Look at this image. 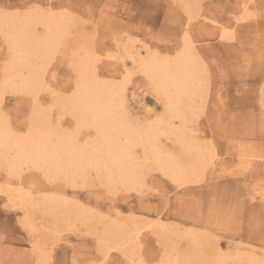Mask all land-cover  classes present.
Segmentation results:
<instances>
[{"label":"rangeland","instance_id":"1","mask_svg":"<svg viewBox=\"0 0 264 264\" xmlns=\"http://www.w3.org/2000/svg\"><path fill=\"white\" fill-rule=\"evenodd\" d=\"M177 1L0 0L1 24L13 15L52 14L69 18L73 35H88L98 81L114 90L124 88L123 101L121 96L118 101L137 129L154 125L167 100L134 62L152 54L172 59L190 39L205 92L194 101L187 135L216 149L214 164L199 182L178 186L152 160L144 162L143 149L136 148L144 179L137 190L107 189L106 179L93 171L74 187L63 176L50 179L30 166L20 177H9L1 162L0 264H130L124 251H113L103 260L104 239L122 231H140L142 250L134 251L142 254L144 264H163L167 253L192 252V234L207 244L196 264H220L211 257L216 246L230 257L237 250L246 257L255 252L258 261L244 264H264V200L259 199L264 191V0H192L197 5L193 12L184 0ZM41 26L37 33L43 36ZM221 27L229 31V40L222 38ZM9 52L0 32V83L8 72ZM40 62L35 68L43 86L34 95L0 86V118L17 137L27 136L32 127L42 129L36 123L41 116L55 137L74 133V117L63 105L75 93L76 67L62 56L48 65ZM20 75H28L24 65ZM175 125L179 128L178 120ZM92 137V130L83 129L78 142ZM173 137L163 138L162 146L180 152ZM239 145L256 152L252 166L240 162ZM47 198L64 200L65 206L46 204ZM225 262L237 264L232 258Z\"/></svg>","mask_w":264,"mask_h":264},{"label":"bare ground","instance_id":"2","mask_svg":"<svg viewBox=\"0 0 264 264\" xmlns=\"http://www.w3.org/2000/svg\"><path fill=\"white\" fill-rule=\"evenodd\" d=\"M184 1L186 2L185 5H188V12H193V7L197 5L193 4L192 0ZM33 14L13 15L3 19V24L0 23L1 26L3 25L2 28L4 27L3 31L10 48L8 72L0 86L3 89L36 93L43 86V81L35 68L38 65L37 62L41 61L48 65L57 56L70 59L76 67L77 82L75 93L70 100L64 102L63 109L73 115L76 133L55 137L53 133L50 134L46 130V119L41 116L42 119L40 117L39 121H35L41 123L42 129L37 130L32 127L27 136L17 137L3 124L0 118V163H6L8 176L20 177L24 167L30 166L33 169L41 170L50 179L63 176L67 180V182L65 181L66 184L70 183L74 187L79 181L85 182L88 174L93 171L106 179V187L115 190L118 187L137 190L144 185V179L141 178L142 176L138 171L137 160L139 159L135 152L136 148L141 147L144 162L152 160L151 163L156 166L155 169L157 168L159 172L168 177L170 181L177 183L178 186L192 183L195 185L199 182L201 176L206 174L204 173L206 168L210 164H214L216 149L207 147V144L205 146L197 141L194 142L193 138L187 135L188 124L191 123V116L195 109L194 101L196 97L203 96L201 92L205 90L203 70L199 67L195 50L197 48H194L190 39L186 37L183 49L172 59L168 56L160 57L157 54H152L147 59L138 57V60L131 56L133 60L136 59L134 63L138 62L136 68H139L157 85L164 94L162 97L165 96L167 100L164 115L154 125L137 129L131 126L124 104L119 103L120 100L118 101L120 96L122 100L124 88L118 87L119 89L114 90L98 81L92 65L94 60L91 55L88 35L82 31L73 35L72 28L74 25L70 23L69 18L52 14L47 16ZM38 25L44 27L45 35H38ZM219 30H222L223 39H230L227 28L221 27ZM3 31L0 30L1 33ZM22 65L27 69V77L20 75ZM1 95L0 92V105ZM262 103L264 107V93ZM175 120L180 123L179 128H175L178 127L175 125ZM83 129L92 130L94 137L80 144L78 134ZM87 136L89 135L87 134ZM169 136L177 137V139L176 137L173 138L176 139L175 142H178V146L180 145V152H169L165 149L166 147L162 146L163 138H170ZM238 157L242 164L252 166L253 159L257 157V154L251 147L239 145ZM46 177L44 178L46 179ZM11 189L13 190V188ZM22 190L23 188L20 189V197L24 196ZM259 199L264 200L263 190L260 191ZM44 201L46 204L54 202L57 205L65 206L64 200L57 201V199L47 198ZM139 235L140 231L132 234H125L124 231L119 235L108 234L102 244L105 245L103 260H107L113 251H124L130 264H144L142 254L134 251L141 247ZM192 236V252H182L177 256L167 253L163 264L198 263L199 259L203 258L202 253L206 251L207 244L202 236L197 234H192ZM219 248L217 246L214 248L211 257L220 264H227L225 260L230 258L232 261L234 259L237 264L258 261L255 252H251V255L246 257L237 250L233 257H230L223 255L224 253L222 254V250L220 251ZM127 249H131L128 254L126 253Z\"/></svg>","mask_w":264,"mask_h":264}]
</instances>
